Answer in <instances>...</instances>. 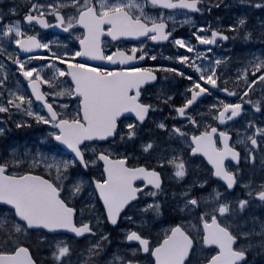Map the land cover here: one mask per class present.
<instances>
[{
  "label": "snow or ice",
  "instance_id": "snow-or-ice-1",
  "mask_svg": "<svg viewBox=\"0 0 264 264\" xmlns=\"http://www.w3.org/2000/svg\"><path fill=\"white\" fill-rule=\"evenodd\" d=\"M237 3L260 15L197 27L231 5L0 0V264L264 256V0ZM165 42L187 50L175 66ZM13 129L39 143L9 144Z\"/></svg>",
  "mask_w": 264,
  "mask_h": 264
},
{
  "label": "flooded vegetation",
  "instance_id": "flooded-vegetation-1",
  "mask_svg": "<svg viewBox=\"0 0 264 264\" xmlns=\"http://www.w3.org/2000/svg\"><path fill=\"white\" fill-rule=\"evenodd\" d=\"M225 3H228L231 5V7L229 8H225L223 6L219 7V8H213L211 10V12H206L204 14H199V13H196L195 16H194V19L196 20L197 22V27H198V24L199 23H211L212 25H216L218 23V21L216 20V17H221L222 18V23H228V19H229V14H230V11L232 10V12H236L237 14V17L242 15V14H245L247 12V9H245L244 6H247L246 4H238L237 3V0H225ZM194 30V29H193ZM174 35H180V36H190L191 33L189 34H183L181 32V28H178L174 31ZM229 45L226 43L223 47H222V51H224L225 54H231L227 51ZM170 48H174L176 49L175 46L173 45H170V44H166V45H162L158 52H159V55L162 54V51H166V50H169ZM178 50H181V49H178ZM214 51H217L216 48L213 49ZM158 58L160 59V57L158 56ZM184 83V82H183Z\"/></svg>",
  "mask_w": 264,
  "mask_h": 264
},
{
  "label": "rangeland",
  "instance_id": "rangeland-1",
  "mask_svg": "<svg viewBox=\"0 0 264 264\" xmlns=\"http://www.w3.org/2000/svg\"><path fill=\"white\" fill-rule=\"evenodd\" d=\"M257 12L258 11L251 10V15H253ZM17 18H19V17H17ZM181 25L190 26L189 24H181ZM49 38L53 39V40L60 39V38H56V37H49ZM167 56H169V55H167ZM30 130L31 129H23V130L13 129L10 136H9V139H12V140L8 141V143L13 145V146L19 145L21 147V149H23L24 147L34 148L39 143L38 136H37V130H31V132H33V131L34 132H33V134H29ZM32 136L37 138V140L33 141ZM0 147H3V145L0 144ZM259 212L264 216V208H259ZM166 226H167V221H165L164 223H160L156 227V230H159L160 228H163ZM114 249H115V244L113 243V245L110 247L109 251H113ZM251 259H252V257H251ZM254 264H264V256H259V255L256 256L255 260H254Z\"/></svg>",
  "mask_w": 264,
  "mask_h": 264
}]
</instances>
